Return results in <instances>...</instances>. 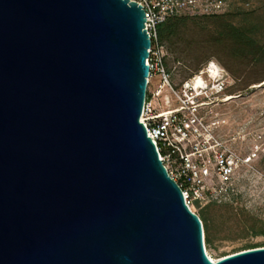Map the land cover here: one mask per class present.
Listing matches in <instances>:
<instances>
[{"label":"water","instance_id":"obj_1","mask_svg":"<svg viewBox=\"0 0 264 264\" xmlns=\"http://www.w3.org/2000/svg\"><path fill=\"white\" fill-rule=\"evenodd\" d=\"M151 39L131 0H0V264L213 261L141 121Z\"/></svg>","mask_w":264,"mask_h":264},{"label":"rangeland","instance_id":"obj_2","mask_svg":"<svg viewBox=\"0 0 264 264\" xmlns=\"http://www.w3.org/2000/svg\"><path fill=\"white\" fill-rule=\"evenodd\" d=\"M229 25L245 31L250 39L243 45L221 41ZM185 33L195 50L178 59L176 53L169 52L172 84L178 87L205 61H220L232 74L227 93L239 96L212 106L209 119L231 147L244 155L257 152L253 160L237 170L232 189L225 195L192 202L193 209L206 216L210 227L211 241L206 242V249L219 258L264 246V84H260L264 82V0H236L228 15L190 18ZM196 60L200 61L198 66L192 64ZM160 84L161 76H153L149 91L154 92ZM165 95L173 98L167 85L161 87L155 102L163 104Z\"/></svg>","mask_w":264,"mask_h":264},{"label":"built area","instance_id":"obj_3","mask_svg":"<svg viewBox=\"0 0 264 264\" xmlns=\"http://www.w3.org/2000/svg\"><path fill=\"white\" fill-rule=\"evenodd\" d=\"M131 1L144 8L146 28L151 39L146 61L150 74L141 121L154 141L160 159L193 209L194 200H213L230 191L237 170L253 160L257 152L254 150L244 155L231 147L216 133L215 123L209 119L212 106L227 102L230 96H239L227 93L232 79L227 70L212 59L182 79L178 87L174 86L171 72L165 65L167 51L159 40L157 27L166 18L178 13L217 12L222 3L221 0ZM155 75L161 76V84L150 92L149 85ZM198 78L202 80L200 85L197 84ZM163 85L169 87L173 98L165 95L162 104L155 102V98L160 95ZM164 149L166 152H163Z\"/></svg>","mask_w":264,"mask_h":264},{"label":"trees","instance_id":"obj_4","mask_svg":"<svg viewBox=\"0 0 264 264\" xmlns=\"http://www.w3.org/2000/svg\"><path fill=\"white\" fill-rule=\"evenodd\" d=\"M236 0H221L222 8L213 13H190V12H182L175 15H171L168 18H166L163 22H161L157 27L158 37L160 42L164 45L167 55L165 58V65L169 72L172 73L169 65H168V54L169 52L176 53V59L179 57H182L183 55L188 56L189 50H195L192 44V41L186 38L185 36V25L190 18H199V17H221L224 15H228L231 13L235 7ZM226 32V33H225ZM224 38L220 39L227 40V41H233L235 43L244 44L246 43V39H250V36L247 35L245 31H242L238 29L235 26L229 25V27L225 28L224 30ZM226 38V39H225ZM209 61V60H208ZM208 61H205L203 65H205ZM218 63H220L222 66L223 64L216 60ZM198 60L193 62L192 64L198 66L199 65ZM203 65L200 67H197L195 70H193L187 77L192 75L195 71L199 70ZM224 67V66H223ZM225 68V67H224ZM227 70V68H225ZM227 72L232 76V74L227 70ZM185 77V78H187ZM183 78V79H185ZM200 218L203 221L204 225V231H205V243L211 241V232L210 227L207 221L206 216H200ZM260 245L252 246L253 247H259Z\"/></svg>","mask_w":264,"mask_h":264},{"label":"bare ground","instance_id":"obj_5","mask_svg":"<svg viewBox=\"0 0 264 264\" xmlns=\"http://www.w3.org/2000/svg\"><path fill=\"white\" fill-rule=\"evenodd\" d=\"M216 67V66H215ZM215 67H214V71L216 70L215 69ZM202 80H201V78H198L197 79V84L198 85H200L202 82H201ZM260 84H264V82L263 83H260ZM260 84H257L256 86H261ZM238 96H230L229 98H227V101H230V100H232V99H234V98H237ZM207 253H208V255L210 256V258L213 260V261H217L219 258H221V257H219V258H215V257H213L208 251H207ZM223 257V256H222Z\"/></svg>","mask_w":264,"mask_h":264}]
</instances>
